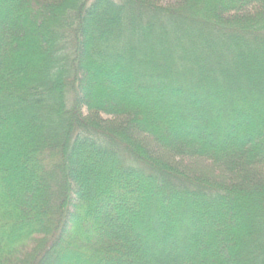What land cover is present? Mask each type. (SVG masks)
I'll return each instance as SVG.
<instances>
[{"label": "trees", "instance_id": "trees-1", "mask_svg": "<svg viewBox=\"0 0 264 264\" xmlns=\"http://www.w3.org/2000/svg\"><path fill=\"white\" fill-rule=\"evenodd\" d=\"M0 264H264V0H0Z\"/></svg>", "mask_w": 264, "mask_h": 264}, {"label": "rangeland", "instance_id": "rangeland-1", "mask_svg": "<svg viewBox=\"0 0 264 264\" xmlns=\"http://www.w3.org/2000/svg\"><path fill=\"white\" fill-rule=\"evenodd\" d=\"M19 180H20V177H19Z\"/></svg>", "mask_w": 264, "mask_h": 264}]
</instances>
